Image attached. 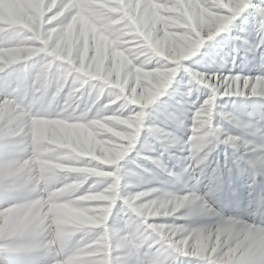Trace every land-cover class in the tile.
<instances>
[{"label": "clouds", "instance_id": "9594fccd", "mask_svg": "<svg viewBox=\"0 0 264 264\" xmlns=\"http://www.w3.org/2000/svg\"><path fill=\"white\" fill-rule=\"evenodd\" d=\"M0 264H264V0H0Z\"/></svg>", "mask_w": 264, "mask_h": 264}, {"label": "rangeland", "instance_id": "374dc122", "mask_svg": "<svg viewBox=\"0 0 264 264\" xmlns=\"http://www.w3.org/2000/svg\"><path fill=\"white\" fill-rule=\"evenodd\" d=\"M238 62H239V58H238ZM251 67V66H250Z\"/></svg>", "mask_w": 264, "mask_h": 264}]
</instances>
